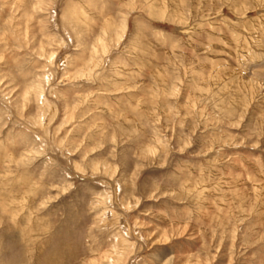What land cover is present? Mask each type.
Returning a JSON list of instances; mask_svg holds the SVG:
<instances>
[{"label":"rangeland","instance_id":"rangeland-1","mask_svg":"<svg viewBox=\"0 0 264 264\" xmlns=\"http://www.w3.org/2000/svg\"><path fill=\"white\" fill-rule=\"evenodd\" d=\"M0 264H264V0H0Z\"/></svg>","mask_w":264,"mask_h":264}]
</instances>
